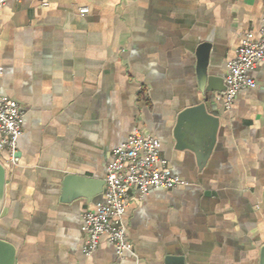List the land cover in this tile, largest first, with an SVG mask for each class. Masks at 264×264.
<instances>
[{
	"label": "crops",
	"instance_id": "1",
	"mask_svg": "<svg viewBox=\"0 0 264 264\" xmlns=\"http://www.w3.org/2000/svg\"><path fill=\"white\" fill-rule=\"evenodd\" d=\"M263 18L264 0H9L1 85L25 115L19 165L0 153V239L15 247V264H261L264 63L250 72L257 88L227 108L220 93L201 92L198 53L210 46L208 71L225 82ZM209 98L221 123L213 150L199 123L177 149L180 113ZM135 131L160 140L187 186L130 192L137 259L105 238L86 256L82 218L104 200L95 182Z\"/></svg>",
	"mask_w": 264,
	"mask_h": 264
},
{
	"label": "built area",
	"instance_id": "2",
	"mask_svg": "<svg viewBox=\"0 0 264 264\" xmlns=\"http://www.w3.org/2000/svg\"><path fill=\"white\" fill-rule=\"evenodd\" d=\"M8 1L0 0V10ZM88 12L87 8L80 9L82 15ZM262 23L259 37L252 32L247 33L235 59L228 64L227 90L218 96L219 100L225 101L227 108H231L243 90L257 88L250 72L264 63V18ZM2 75L0 67V153H7L9 163L16 167L20 163L18 141L24 133L25 114L16 102L4 95ZM168 166V160L162 155L160 140L141 131H135L126 143L115 149L105 180L104 200L97 204L95 210L85 212L82 218L85 234L83 251L86 256L95 253L105 238L120 257L129 254L137 259L124 218L130 203V192L136 190L144 197L154 189L170 191L187 186Z\"/></svg>",
	"mask_w": 264,
	"mask_h": 264
},
{
	"label": "water",
	"instance_id": "3",
	"mask_svg": "<svg viewBox=\"0 0 264 264\" xmlns=\"http://www.w3.org/2000/svg\"><path fill=\"white\" fill-rule=\"evenodd\" d=\"M210 46L204 45L200 48L199 56V82L200 90L206 95L210 96L216 93H223L227 90L223 79L210 75L208 71L209 60L208 51ZM208 98V97H207ZM210 98L202 103H198L188 109L182 111L178 117L175 137L177 140V149H184L183 137L185 133L194 130V124L199 123L210 138L206 152L209 154L217 141V136L220 129V119L213 115L209 110ZM192 124V125H191ZM190 127V128H189ZM190 148V147H189ZM95 185L101 187V191L105 186L104 183H96ZM5 187H6V169L0 162V211L3 208L5 201ZM16 249L9 242L0 239V264H15ZM261 264H264V247L261 250Z\"/></svg>",
	"mask_w": 264,
	"mask_h": 264
}]
</instances>
